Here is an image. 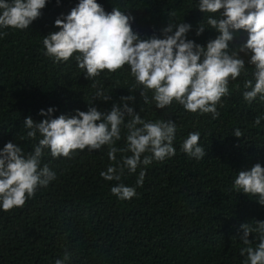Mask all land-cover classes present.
<instances>
[{
	"label": "trees",
	"instance_id": "16d2710c",
	"mask_svg": "<svg viewBox=\"0 0 264 264\" xmlns=\"http://www.w3.org/2000/svg\"><path fill=\"white\" fill-rule=\"evenodd\" d=\"M0 264H264V0H0Z\"/></svg>",
	"mask_w": 264,
	"mask_h": 264
}]
</instances>
